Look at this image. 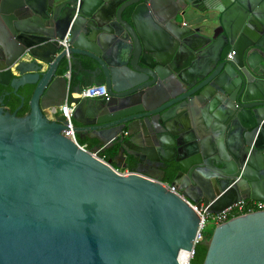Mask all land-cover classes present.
I'll list each match as a JSON object with an SVG mask.
<instances>
[{
    "label": "water",
    "instance_id": "obj_1",
    "mask_svg": "<svg viewBox=\"0 0 264 264\" xmlns=\"http://www.w3.org/2000/svg\"><path fill=\"white\" fill-rule=\"evenodd\" d=\"M75 66L107 95L71 96ZM0 85L19 99L0 106V264H185L189 202L264 201V0H0ZM67 95L76 137L176 161L178 193L62 134ZM201 243V264H264V210Z\"/></svg>",
    "mask_w": 264,
    "mask_h": 264
},
{
    "label": "built area",
    "instance_id": "obj_2",
    "mask_svg": "<svg viewBox=\"0 0 264 264\" xmlns=\"http://www.w3.org/2000/svg\"><path fill=\"white\" fill-rule=\"evenodd\" d=\"M79 3V0H77V5ZM69 35L66 34L61 41L62 44L64 45L65 50H67V47L69 45ZM68 56V53H67ZM230 57V54H228ZM66 76L68 78V82H70V71L66 72ZM70 95L73 97H77L79 99L81 98H100L103 96L107 95L106 87L103 83H93L86 85L84 87H81L79 91L76 92H71ZM74 103L70 102L68 95L66 96L64 102L60 105H58L56 108H52V111H56L61 117H63L65 124L68 126V129H63L62 134L65 136L70 137L73 139L75 142H77L76 135L74 131L72 130L73 122H72V116H73V108H74ZM51 114V112L49 113ZM126 133V132H125ZM81 146L86 148V145L81 144ZM101 148H103L101 146ZM100 148V149H101ZM93 154H97L100 159L103 161H106V159L99 155L97 152H93ZM119 173L123 174H128L133 172V170L130 169H116ZM164 185L167 186V188L172 191V192H177L176 186L171 185L168 183L164 182ZM192 208L195 210L197 215L199 216V221H198V227L197 231L195 233V237L193 240V244L191 248L188 251L185 264H198L193 261L195 257V252H196V246L200 244L205 238H207V231H206V224L210 220L214 224V226H218L225 221L229 220L230 218H233L238 215L242 214H247L259 210H264V201L262 200H255L251 198H241L223 209H221L218 212H211L208 210V205H205L201 203L199 207L192 203L189 202Z\"/></svg>",
    "mask_w": 264,
    "mask_h": 264
},
{
    "label": "crops",
    "instance_id": "obj_3",
    "mask_svg": "<svg viewBox=\"0 0 264 264\" xmlns=\"http://www.w3.org/2000/svg\"><path fill=\"white\" fill-rule=\"evenodd\" d=\"M185 22H188L187 19H184ZM182 18L180 16H178V22L181 23ZM74 73L75 76L78 77H82L85 76L86 78L89 79V81L91 80H100L101 76L100 75H96L94 77H91L89 75V73H87L86 71H82L79 67L75 66L74 67ZM96 83V82H93ZM93 83H89V84H93ZM75 92V91H72ZM71 93V92H70ZM72 96V95H71ZM77 140L79 142H81V144L86 145V148L88 150H90L91 152H97L99 155L103 156L106 160H111L112 165L114 166H120L118 169L123 170V169H129L126 165V160L129 157H132L133 159H135V157L131 154L128 153L127 151H120L119 149V145L117 144H110L107 143V145L105 146L104 144H106V142L101 141L97 138H88V137H81L78 138ZM103 148H101V146H103ZM101 148V149H100ZM131 149L128 148V151L130 152ZM125 164V166H123ZM141 171L144 174H148L146 169L137 167L136 165V169L135 171ZM149 176V175H148Z\"/></svg>",
    "mask_w": 264,
    "mask_h": 264
},
{
    "label": "trees",
    "instance_id": "obj_4",
    "mask_svg": "<svg viewBox=\"0 0 264 264\" xmlns=\"http://www.w3.org/2000/svg\"><path fill=\"white\" fill-rule=\"evenodd\" d=\"M5 88H7V86L0 85V94ZM8 89H9L8 91H10L9 87H8ZM10 96L12 97V100L9 104H10V108L13 109L19 103V99L11 93H10ZM27 111H28V107L25 103L24 106L17 112V114L18 115H24ZM79 143L81 144V142H79ZM125 162H126L127 167L130 170L134 171L136 169V162L132 157L127 158V160ZM159 168L161 171L160 172L152 171L153 174L148 173V171H150V170H147V173H148L147 175L154 177V178H157V179H159L163 182H166L168 184H173V180H174L176 174L181 169V167H179V165L177 164L176 161H170V162L164 164V166L160 165ZM211 232L212 231H207L206 236L207 237L210 236ZM205 253H206V246L203 243L198 244L196 246V252H195V257H194L193 261L195 263L201 264L203 259H204Z\"/></svg>",
    "mask_w": 264,
    "mask_h": 264
},
{
    "label": "flooded vegetation",
    "instance_id": "obj_5",
    "mask_svg": "<svg viewBox=\"0 0 264 264\" xmlns=\"http://www.w3.org/2000/svg\"><path fill=\"white\" fill-rule=\"evenodd\" d=\"M73 72H75L74 71V67H73ZM88 82H89V79L88 78H85V81H83L81 84H80V86L81 87H84V86H86V85H89L88 84ZM8 87L7 88H5L2 92H1V94H0V97H2L3 98V101H2V103L0 104V106L1 107H3L5 110H8V111H13L16 107H17V105L13 108V109H11L10 108V102H11V100H12V97L10 96V93L9 94H6L7 92H8ZM20 110V109H19ZM18 110V111H19ZM135 162H136V165H137V167H140V168H143V169H146V170H151V171H157V172H160L161 170H160V168H159V166L161 165V166H164V164H166V163H168V162H170V161H168V162H160V161H152V160H149L148 158H147V156H143V158L140 160L138 157H135ZM171 161H174V160H171ZM181 170V169H180ZM179 170V171H180ZM178 171V172H179Z\"/></svg>",
    "mask_w": 264,
    "mask_h": 264
},
{
    "label": "rangeland",
    "instance_id": "obj_6",
    "mask_svg": "<svg viewBox=\"0 0 264 264\" xmlns=\"http://www.w3.org/2000/svg\"><path fill=\"white\" fill-rule=\"evenodd\" d=\"M77 138V137H76ZM119 168V167H118ZM148 173L153 174L152 171H148ZM215 228L214 224L212 223V221H208L206 224V231H213V229Z\"/></svg>",
    "mask_w": 264,
    "mask_h": 264
}]
</instances>
